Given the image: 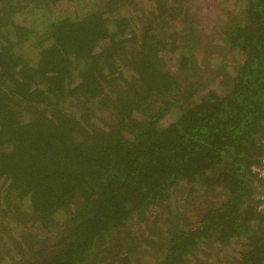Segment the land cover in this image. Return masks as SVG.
Instances as JSON below:
<instances>
[{
  "label": "trees",
  "instance_id": "obj_1",
  "mask_svg": "<svg viewBox=\"0 0 264 264\" xmlns=\"http://www.w3.org/2000/svg\"><path fill=\"white\" fill-rule=\"evenodd\" d=\"M238 1L0 0V264H264V0ZM181 188L221 200L178 227Z\"/></svg>",
  "mask_w": 264,
  "mask_h": 264
},
{
  "label": "rangeland",
  "instance_id": "obj_2",
  "mask_svg": "<svg viewBox=\"0 0 264 264\" xmlns=\"http://www.w3.org/2000/svg\"><path fill=\"white\" fill-rule=\"evenodd\" d=\"M219 3H221V6L224 10H232V13H238L240 11V1L238 0H218ZM218 12V11H216ZM216 12H213L212 10L208 11V13L212 16L216 14ZM215 13V14H214ZM232 64V63H231ZM174 117V113H170L167 115L168 120H172ZM221 198L217 193L211 196H206L200 198L199 193H194L193 196L188 195L187 190H184L183 188L178 189L175 192V197L173 198V201L171 202V208H174L177 202L180 204L178 208V213L172 215V220L174 223L178 225V227H184L192 223L194 219L196 218V215L200 210H202L206 205H217L220 202ZM176 201V203H174ZM190 205V206H189ZM187 209H189L187 211ZM165 214L159 213L158 215V222L156 227L160 232H164L167 228L168 224L165 221ZM148 225V224H144ZM151 225V223H150ZM149 226V225H148ZM33 232H35L34 228L32 229ZM140 223L137 222H129L127 225V233L131 236L132 239H139V242H137L138 246L141 245L142 236L138 235L140 234ZM59 231H54L51 234H47V239L52 243L56 238L59 237ZM138 232V233H137ZM137 233V235H136ZM37 240H40L44 237V234L41 233V231H37V234L34 236ZM110 240H107L105 244H108ZM140 250L138 247L137 252ZM233 251H223L220 249L219 246L211 245L210 248H204L203 249V255L204 260L206 264H230L229 263V257L228 254L232 255ZM136 259L138 260V263L133 264H153L152 256H149L147 254H138L136 255Z\"/></svg>",
  "mask_w": 264,
  "mask_h": 264
},
{
  "label": "built area",
  "instance_id": "obj_3",
  "mask_svg": "<svg viewBox=\"0 0 264 264\" xmlns=\"http://www.w3.org/2000/svg\"><path fill=\"white\" fill-rule=\"evenodd\" d=\"M251 174H253L257 179L264 182V152L262 153L259 162L250 168ZM257 207L256 210L259 214L264 215V193L257 196Z\"/></svg>",
  "mask_w": 264,
  "mask_h": 264
}]
</instances>
